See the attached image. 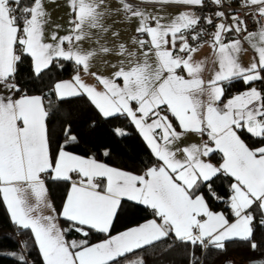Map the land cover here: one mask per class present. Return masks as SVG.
Instances as JSON below:
<instances>
[{"label":"snow or ice","instance_id":"snow-or-ice-1","mask_svg":"<svg viewBox=\"0 0 264 264\" xmlns=\"http://www.w3.org/2000/svg\"><path fill=\"white\" fill-rule=\"evenodd\" d=\"M117 3L113 10L106 0H68L70 28L60 36L59 25L46 35L45 0H0V198L11 223L30 231L43 264H120L168 240L173 243L163 251L178 242L187 264H203L197 249L224 252L233 241L264 257V239L257 240L264 230V88L254 86L264 85V0H139L182 7L174 16L159 14L162 7L153 14L134 0ZM232 3L252 11L241 15ZM209 5L210 16L193 10ZM114 13L137 21L135 31L143 38L133 40L136 51L101 43L110 30L105 17ZM202 24L215 29L207 80L206 62L193 58L206 34ZM84 41L94 46L86 49ZM244 43L255 53L248 65L240 61ZM111 54L125 58L111 65L115 71H92L97 57ZM26 60L30 81L43 84L38 94L20 82ZM63 62L72 63L74 75L52 79ZM237 81L246 89L225 100L226 85ZM76 98H86L104 120L128 118L157 162L138 174L72 151L82 133L64 106ZM241 132L259 146L250 147ZM112 134L128 135L120 127ZM193 134L200 142L185 143ZM217 153L222 162L213 163ZM102 155L111 157V147ZM222 176L231 180L226 199L214 187ZM49 183L67 185L59 209ZM210 200L223 201L227 211H214ZM141 206L152 218L113 234L121 216ZM72 232L83 239H67ZM90 233L105 238L90 243ZM18 260L30 264L23 253ZM128 264L146 261L134 255ZM249 264H264V258Z\"/></svg>","mask_w":264,"mask_h":264},{"label":"trees","instance_id":"trees-1","mask_svg":"<svg viewBox=\"0 0 264 264\" xmlns=\"http://www.w3.org/2000/svg\"><path fill=\"white\" fill-rule=\"evenodd\" d=\"M62 69H53L52 79H66L74 73V66L71 62H63ZM30 67V60H26L24 71L21 73V83L29 94H38L37 88L43 87L40 81H30L27 70ZM254 86H262L257 83ZM246 85L242 82H233L231 85H226L224 99L226 100L232 94L246 89ZM71 112L76 120V126L80 129L81 143L73 147L71 150L80 155H95L96 158L110 166L122 168L135 173H142L147 167L152 166L157 161L152 156L150 149L143 141L138 130L135 129L128 118L119 116L114 119L104 120L101 118L97 110L88 102L86 98H76L64 106V113ZM95 123L94 129L90 128V124ZM54 131L59 132V121L53 126ZM120 127L128 133L126 137H116L112 134V129ZM241 138L250 147L259 146V141L253 138L246 132H241ZM111 147V157H104L102 151L105 147ZM213 163H220L221 156L219 153L212 158ZM231 180L228 177H221L216 181L215 189L218 195L227 198ZM49 195L53 203L61 206L64 196L67 191V185L49 183ZM210 207L214 211H227V206L223 201L210 200ZM152 218L151 210L145 209L142 206L138 211L125 212L120 221L115 225L113 233L123 230L125 227L133 226L136 223H141L146 219ZM62 227H67V224L60 220ZM81 237L80 234L72 232L66 238L72 239ZM105 238L100 233H90L89 242H95ZM264 239V230L257 232V240ZM27 242L25 245L24 242ZM173 243L171 240L165 241L164 244L158 245L156 248H149L147 253H137L135 256L142 255L146 264H187L188 254L183 246L178 242L173 244V249L164 252L163 249L167 244ZM16 253V256L5 255V253ZM24 254L30 264H43L42 257L38 247L35 245L32 235L29 230L18 229L11 223L9 215L5 208L2 198H0V264H23L18 260L20 254ZM134 255L128 256L126 259H121L120 264H128V261L134 258ZM196 255L201 258L203 264H221L227 259H231L232 264H248L251 259H261L259 253L253 252L242 241L229 242L224 252L209 250L207 253L200 249L196 250Z\"/></svg>","mask_w":264,"mask_h":264},{"label":"crops","instance_id":"crops-1","mask_svg":"<svg viewBox=\"0 0 264 264\" xmlns=\"http://www.w3.org/2000/svg\"><path fill=\"white\" fill-rule=\"evenodd\" d=\"M134 2L138 3L140 7L152 12L153 14H156L157 11L160 10L162 7V10L159 11V14L165 15V16H174L176 13L183 10L182 7L176 6V5L160 6V5H156L152 3L140 4L139 0H134ZM106 4L108 5L109 8L113 10L119 7L117 0H106ZM45 7H46V10L50 13V24L47 27L46 35H50L51 31L54 30L55 25L60 26V28L57 30L58 35L63 36L67 34L70 28L69 21L71 20V14H70V10L68 7V0H45ZM105 25L110 30L102 36L101 43H107L109 47H113L120 43H124L127 46L129 51H136V45L133 43V40L140 39L143 37L137 36V33L135 31L137 27V21L135 19L129 21L125 19L123 13H119V14L114 13L112 15L105 17ZM113 32L119 33L118 37H113L112 35ZM201 45L202 46L194 54L193 58L195 61L203 60L206 62V67L203 72V77L205 80H207L210 78V75L214 68L213 61L215 59V56H214L213 50L210 47L209 42L203 43ZM82 46L87 49V48L93 47L94 43L93 41H84L82 43ZM243 48L245 49V51H243L242 54L240 55V61L242 64L248 65L252 61L255 53H254V50L247 43L243 44ZM122 59H125V58L119 55H116V54L107 55L105 57H97L96 60L94 61V66L92 68V71H97L103 75H110L113 71L116 70L111 65L117 64ZM73 75L74 73L66 79H71ZM83 78L86 80V82L90 84L96 83L95 80L90 77L85 76ZM238 93L239 92L234 93L230 97ZM170 119H173V118L170 117ZM173 123L174 124L176 123L174 119H173ZM177 130H179L178 126H177ZM204 139L206 140L207 137H204ZM184 142L185 143H199L200 137L194 134L189 135L185 138ZM5 208H6V205H5ZM73 239L80 240L83 238L75 237L69 240H73ZM98 241H95L92 243H96Z\"/></svg>","mask_w":264,"mask_h":264},{"label":"built area","instance_id":"built-area-1","mask_svg":"<svg viewBox=\"0 0 264 264\" xmlns=\"http://www.w3.org/2000/svg\"><path fill=\"white\" fill-rule=\"evenodd\" d=\"M231 8L237 9L240 12L241 15H243L244 13H247L249 11H252L249 8H241L240 4H238V3H232L231 4ZM226 9H228V5L227 4L225 5V10ZM193 10L196 11L200 15L210 16V15L213 14V10L211 8V5H209L208 8H205L203 10L198 9V8L197 9H193ZM219 22H220L219 20L216 21V23H219ZM248 23H249V30H252V28H253V22L252 21H249ZM201 27H204L206 29V34L202 36L200 43L203 44V43H206V42H210L212 33L215 30L214 29V26H206V25H203L202 24ZM137 36H138V34H137ZM138 37H140V36H138ZM193 46H196V45L193 44ZM259 87L263 88L262 86H259Z\"/></svg>","mask_w":264,"mask_h":264},{"label":"rangeland","instance_id":"rangeland-1","mask_svg":"<svg viewBox=\"0 0 264 264\" xmlns=\"http://www.w3.org/2000/svg\"><path fill=\"white\" fill-rule=\"evenodd\" d=\"M225 261H231V259L229 258V259H227ZM225 261L223 263H221V264H225ZM248 264H249V262H248Z\"/></svg>","mask_w":264,"mask_h":264}]
</instances>
